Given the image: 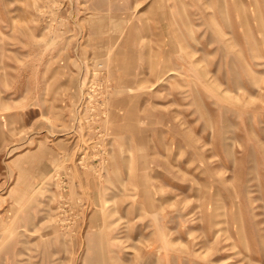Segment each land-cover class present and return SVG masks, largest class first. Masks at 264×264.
<instances>
[{
    "label": "rangeland",
    "instance_id": "rangeland-1",
    "mask_svg": "<svg viewBox=\"0 0 264 264\" xmlns=\"http://www.w3.org/2000/svg\"><path fill=\"white\" fill-rule=\"evenodd\" d=\"M0 264H264V0H0Z\"/></svg>",
    "mask_w": 264,
    "mask_h": 264
}]
</instances>
